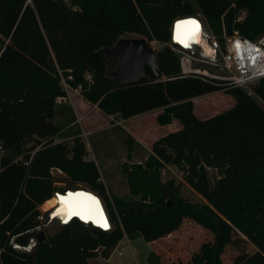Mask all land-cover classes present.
<instances>
[{
    "label": "trees",
    "instance_id": "obj_1",
    "mask_svg": "<svg viewBox=\"0 0 264 264\" xmlns=\"http://www.w3.org/2000/svg\"><path fill=\"white\" fill-rule=\"evenodd\" d=\"M29 1L0 0V36L9 40L0 48V264L107 260L124 236L142 238L153 247L176 232L184 219L215 237L199 247L190 264H223L224 248L239 242L252 250L232 264H264V112L244 92L224 82L179 78L178 56L168 46L172 20L197 14L205 18L221 46L224 33L237 32L250 41L262 38L264 0ZM242 12L245 16L239 21ZM126 35L165 45L155 52L157 77L147 68L134 85L105 79L117 70V62L106 60L98 50ZM61 78L72 89L80 87L82 97L107 116L127 120L163 108L159 124H169L172 114L185 127L161 139L144 165L132 167L135 185L144 191L139 201L115 202L120 225L111 211L107 232L70 220L54 236L39 239L31 251H21L13 246L27 248L37 236L43 217L38 208L60 193L48 167L67 168L65 150L58 146L39 154L45 161L24 165L36 143L57 134L56 104L65 97ZM221 90L233 98L234 107L223 115L222 124L199 122L192 115L191 100ZM251 91L264 104V78ZM80 152L77 145L67 153L76 162ZM191 156L196 162L189 161ZM19 157L24 161H16ZM181 160L188 162L187 183L207 204H190L177 198L172 186L160 183L157 171L162 164ZM199 164L223 165L221 178L211 185ZM99 197L110 206L102 192Z\"/></svg>",
    "mask_w": 264,
    "mask_h": 264
},
{
    "label": "rangeland",
    "instance_id": "obj_2",
    "mask_svg": "<svg viewBox=\"0 0 264 264\" xmlns=\"http://www.w3.org/2000/svg\"><path fill=\"white\" fill-rule=\"evenodd\" d=\"M64 1L68 4L72 2V0ZM190 1L192 2V0ZM196 16H199V22L204 23L205 40L212 48V43L207 39V36L214 35L216 39L218 37L205 23L201 14ZM244 16L245 12H242L240 17L244 18ZM175 19L177 18L172 20L169 29H171ZM125 38L140 37L126 35ZM263 38H258L255 41H261ZM150 43L155 52L165 46L156 41ZM168 46L172 51H176L171 41ZM199 50L201 52V49ZM206 59L220 63V53L217 52L212 57H206ZM214 71H218V69L214 68ZM240 90L264 112V104L255 97L251 89ZM191 102L193 106L192 115L199 122L210 123V126L217 125L219 122L222 124L223 115L235 104L233 98L224 90L194 98ZM164 111L165 109L160 108L124 120L119 115L107 116L103 114L96 105L87 102L81 94L72 92L66 94L65 92V97L56 104V115L53 122L58 130L57 134L49 140H40L36 143V148L26 153V155L28 154L27 164L23 157L17 158L16 161H24V165L29 166L35 159H39L41 162L45 161L43 156L41 157L39 154L48 147L64 148V157L68 160L66 170L57 167H48L47 169L53 185L59 188L60 193L66 190H84L99 196V193L102 192L110 204L108 207L101 197L107 214L109 215L110 211L113 212L117 218V224L120 225L115 202L127 204L139 201L144 191V187L135 185L133 178L135 173L132 171V167L144 165L148 157L153 155L152 150L161 139L180 132L185 127L179 116L172 114L169 124H159L157 118ZM218 128L220 131L222 130L221 125H218ZM77 145L81 147V152L78 155V161L72 162L73 155L67 152L76 148ZM1 155L0 147V157ZM185 155L190 156V153ZM189 161L196 162L193 156L189 157ZM215 166L207 167L199 164V168H202L206 173L211 185H214L221 178L224 170L223 165L215 164ZM187 170L188 162L181 160L175 164L163 163L157 173L160 183L172 186V193H175L177 198L199 206L207 204V201L187 183ZM137 181L142 183L138 179ZM92 188H96L98 191H94ZM38 209L43 217L40 219L41 225L36 230L37 236L41 233L45 237L54 236L60 232L62 222L60 220L51 221V215L49 211L44 210L43 204ZM114 227L113 224L112 228L114 229ZM37 236L30 241L27 252L31 251L39 241ZM239 237L244 240L242 235ZM214 238V234L208 230L189 219H184L176 232L157 241L155 247L146 243L142 238L135 240L128 238V244L122 238L117 244V248L110 255L108 262L102 257H98L91 259L90 264H158V261L162 264H190L192 256L198 252L199 247L203 243L213 242ZM220 242H222V237H220ZM121 247L123 248L122 256H118L117 253ZM13 248L15 247L13 246ZM17 250L25 251L19 246ZM251 250L252 248L248 243H230L224 248L221 255L222 262L223 264H232L237 256Z\"/></svg>",
    "mask_w": 264,
    "mask_h": 264
},
{
    "label": "built area",
    "instance_id": "obj_3",
    "mask_svg": "<svg viewBox=\"0 0 264 264\" xmlns=\"http://www.w3.org/2000/svg\"><path fill=\"white\" fill-rule=\"evenodd\" d=\"M28 2L30 1L28 0ZM182 18L187 19L189 17L177 19L181 20ZM193 18L198 20L199 16H193ZM242 19V17L238 18L239 21ZM200 23L203 25V37L205 39V25L202 21ZM205 23L207 24L206 20ZM207 37L212 43L215 54L220 53V63L206 59L199 50L201 47L194 43L189 48L173 45L178 56L179 78L193 77L208 82H224L229 88L237 89H251V86L264 78V38L261 41H250L239 36L237 32L233 36H226L224 33L223 46H221L214 35ZM8 43V39H3L0 36V48L3 49ZM214 68H217L218 71H214ZM86 80H91L89 75L86 76ZM61 86L66 94L69 92L80 93L81 90L80 87L70 88L63 78H61ZM124 237L126 240V236ZM14 247L18 249V246ZM27 249L24 248L25 251ZM122 251L123 248L121 247L117 253L118 256H122Z\"/></svg>",
    "mask_w": 264,
    "mask_h": 264
},
{
    "label": "bare ground",
    "instance_id": "obj_4",
    "mask_svg": "<svg viewBox=\"0 0 264 264\" xmlns=\"http://www.w3.org/2000/svg\"><path fill=\"white\" fill-rule=\"evenodd\" d=\"M189 18L193 19V17H189ZM198 20L197 19L188 20L177 23L174 28L173 40L175 42L180 43L182 47H186V48L191 47L193 43L199 45L201 47V52L204 56L212 57L215 54V52L204 39L203 25ZM190 22H195V23L193 24ZM172 28H173V23L171 29ZM174 41L171 42L174 43ZM77 191L80 192L83 191L89 194H85L82 192L76 194H68L67 197L57 198L54 196L52 199L46 201L43 204V208L45 211H51V217H50L51 221L60 220L62 224H65L70 221L69 219L73 215H76L81 220L85 222L91 221L95 225L102 226L104 225L105 222H107L110 229L111 226L105 208L103 206V203L100 201L104 215L96 199H95L96 201L95 205H93L92 202L87 199L88 197H93L92 196L94 195L93 193L84 190H74L70 192H77ZM90 211L92 214H90ZM77 212L79 214H76ZM104 217L106 221H104L105 220Z\"/></svg>",
    "mask_w": 264,
    "mask_h": 264
},
{
    "label": "water",
    "instance_id": "obj_5",
    "mask_svg": "<svg viewBox=\"0 0 264 264\" xmlns=\"http://www.w3.org/2000/svg\"><path fill=\"white\" fill-rule=\"evenodd\" d=\"M174 28L175 27L170 29L171 41L173 39ZM98 53L106 60H114L117 62V70L110 72L105 76L107 81L117 82L124 86L134 85L139 83L145 76L147 68L155 77L158 76L155 65V51L152 48L151 43L145 38H121L112 45L100 48ZM66 192H68V190L64 191V193L55 194L54 196L60 198L61 196L67 197L68 194H71ZM49 214L51 215V211H49ZM79 219L80 218L76 215L71 217V220H77L81 224L91 225L90 223L86 224L85 221ZM91 226L98 229L96 225ZM37 238L44 239L45 236L41 233Z\"/></svg>",
    "mask_w": 264,
    "mask_h": 264
},
{
    "label": "snow or ice",
    "instance_id": "obj_6",
    "mask_svg": "<svg viewBox=\"0 0 264 264\" xmlns=\"http://www.w3.org/2000/svg\"><path fill=\"white\" fill-rule=\"evenodd\" d=\"M190 23H193L194 24L195 22H190ZM77 195H80V194H77ZM87 199L89 201H91L93 205H95L96 201H95V198L94 197H88ZM76 214H79V213L77 212ZM90 214H92L91 211H90Z\"/></svg>",
    "mask_w": 264,
    "mask_h": 264
},
{
    "label": "crops",
    "instance_id": "obj_7",
    "mask_svg": "<svg viewBox=\"0 0 264 264\" xmlns=\"http://www.w3.org/2000/svg\"><path fill=\"white\" fill-rule=\"evenodd\" d=\"M74 93H76V92H74ZM76 94H80L79 92L78 93H76ZM140 116V115H139ZM136 117V116H135ZM125 239V237H123V240ZM126 242H127V244L129 243V240H128V238L126 237ZM98 258V257H97ZM110 260V257H109V259H107V260H105L106 262H108ZM88 263L90 264V260L88 261Z\"/></svg>",
    "mask_w": 264,
    "mask_h": 264
},
{
    "label": "clouds",
    "instance_id": "obj_8",
    "mask_svg": "<svg viewBox=\"0 0 264 264\" xmlns=\"http://www.w3.org/2000/svg\"><path fill=\"white\" fill-rule=\"evenodd\" d=\"M172 42H173V39H172ZM173 45H176V43L174 42ZM177 46V45H176ZM179 47V46H178ZM181 48V47H180Z\"/></svg>",
    "mask_w": 264,
    "mask_h": 264
},
{
    "label": "flooded vegetation",
    "instance_id": "obj_9",
    "mask_svg": "<svg viewBox=\"0 0 264 264\" xmlns=\"http://www.w3.org/2000/svg\"><path fill=\"white\" fill-rule=\"evenodd\" d=\"M62 193H64V191Z\"/></svg>",
    "mask_w": 264,
    "mask_h": 264
}]
</instances>
